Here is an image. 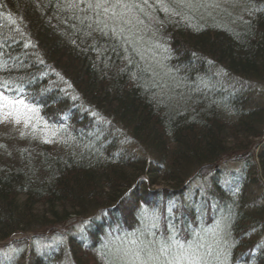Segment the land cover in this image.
Returning <instances> with one entry per match:
<instances>
[{
	"label": "trees",
	"instance_id": "trees-1",
	"mask_svg": "<svg viewBox=\"0 0 264 264\" xmlns=\"http://www.w3.org/2000/svg\"><path fill=\"white\" fill-rule=\"evenodd\" d=\"M79 8L0 0V80L19 85L43 118L22 137L0 134V264H59L62 247L38 251V232L87 217L91 226L66 233L73 264H118L115 238L144 231L150 208L161 213L159 235L174 226L204 245L207 264L221 249L226 264H264V192L254 193L264 191V143L252 151L264 139V0H201L185 18L157 8L164 24L143 33L144 59L129 48L139 67L110 37L86 35ZM114 132L141 152L117 150ZM227 155L243 169L187 197L186 181Z\"/></svg>",
	"mask_w": 264,
	"mask_h": 264
},
{
	"label": "snow or ice",
	"instance_id": "snow-or-ice-1",
	"mask_svg": "<svg viewBox=\"0 0 264 264\" xmlns=\"http://www.w3.org/2000/svg\"><path fill=\"white\" fill-rule=\"evenodd\" d=\"M200 2L201 0H71L73 7L79 8L80 3L86 4V9L79 8V11L86 12L81 23L84 20L89 21L90 31L86 35L91 36L95 31L104 37H110L119 47L123 48L124 59L128 60L129 64L137 63V67L139 64L134 62L129 55V48L132 53L139 55L142 60L144 59V54L139 47L144 39L143 33L146 30H152L157 24L161 27L164 24V21L154 15L156 9L159 8L166 17L185 18L183 10H190ZM87 13H91V15ZM157 47L160 45L157 44ZM141 71L146 72L148 68H143ZM133 78H137L135 74H133ZM20 93H22V88L19 85L12 81L0 80V122L12 119L16 124L23 122L26 128L31 125L35 130L36 124L33 121L43 119L38 115L39 108L26 100ZM44 123L47 128V122ZM57 132L58 130H52V135H57ZM23 135L22 132L21 136ZM149 219L150 225L146 226L144 231H139V235L131 233L126 234L123 238H115L123 246L115 248V252L121 254L119 256L121 264H202V261L207 264L205 256L200 253V249L204 247L203 244L198 241L181 240L174 226H170L171 231L166 236L158 237L157 233L151 230L159 227L158 217L153 213ZM147 237L152 238L148 239ZM104 247H108L107 242ZM207 255H211V246H209ZM227 258L228 253L223 249L218 251L215 256L218 264H226Z\"/></svg>",
	"mask_w": 264,
	"mask_h": 264
},
{
	"label": "rangeland",
	"instance_id": "rangeland-1",
	"mask_svg": "<svg viewBox=\"0 0 264 264\" xmlns=\"http://www.w3.org/2000/svg\"><path fill=\"white\" fill-rule=\"evenodd\" d=\"M151 56H147V59H149ZM155 58H152L149 61V65L151 66V68L153 67V64L155 65V68L153 69L155 74H157L158 72H160L161 66H158V61H154ZM161 76V74H160ZM51 82H56V84L58 83V86L62 88V90L66 91L71 98L73 99H78L79 96L77 95V93L75 92V90L67 83H63L57 82L56 79H54ZM260 101V100H259ZM97 121V120H96ZM99 125L102 126L101 128V133H106V122L100 121L98 122ZM97 123V124H98ZM24 123L21 122L20 124H16L14 123V121L12 119H7L4 122H0V134H4V133H18L21 136V133L24 132ZM108 135V134H107ZM108 136H113L116 138V148L117 150H127V151H131V152H135V153H140L141 150L139 149V146L134 143L131 139L124 137V136H119L116 132L114 133H109ZM22 137V136H21ZM264 143V139L262 140H258L256 142V144L254 146H252V151L254 152V154L257 153L259 147ZM259 144L258 147H256ZM244 163L240 162L238 160V158H235L231 155H227L224 158L221 159L220 162H218L217 164H215V167L212 169H205L203 174L201 175V177H197L196 175L192 178H190L189 180L186 181L185 186H186V191H187V197L195 195V193L198 190H202L205 192H209L214 189V184H215V178L216 176L219 174L222 180L227 181L234 173L240 172L243 169ZM162 186H159L158 188H161ZM257 194H262L264 191L263 189H256L254 191V193ZM176 200H174V203H176L177 201H179V199L181 197L178 198V196H176ZM175 207V206H174ZM155 213L158 217V222L160 224V212L157 211H152V209L150 208L148 210V212H145L144 214V220L143 223L145 225L144 228H146V226L150 225V217L152 216V214ZM87 219H89V217H87ZM81 220L80 218H72L71 220L61 224V225H57L54 227H49L46 229L41 230L40 232H38L39 237H37L36 240V244H35V249H39L38 251H45L51 247H58L61 246L62 247V259L59 261V264H73V260L71 258V255L69 253L68 247H67V235L66 233H78V232H82L84 228H86L87 226H91L90 222H88V220ZM70 226V227H69ZM159 228H153L151 229L153 232H156V230ZM191 232L193 231V229H190ZM157 233V236L159 237V233ZM131 234V233H130ZM137 234V233H136ZM139 235V234H138ZM22 236H30L28 234H20L18 236H15V238L18 237H22ZM196 237V236H195ZM152 237H149V239H151ZM195 239V238H194ZM182 240V239H181ZM203 241H205L206 243H210V240L208 239V237H205L204 239H202ZM3 243L5 242H0V247L1 245L3 246ZM7 243V242H6ZM119 244V241H118ZM5 245V244H4ZM120 247H123L119 244ZM23 251L22 249H18V251ZM204 250L200 249V253L202 255H204ZM16 252L17 250L14 248H9L5 251V255L8 257H12L14 256V258L16 257ZM118 255V264H121L119 256L121 255L120 253L117 254ZM206 255V254H205ZM204 255V256H205ZM208 259V258H207ZM213 261V260H212ZM209 259L206 260L207 263L212 262ZM203 264V261H202Z\"/></svg>",
	"mask_w": 264,
	"mask_h": 264
}]
</instances>
